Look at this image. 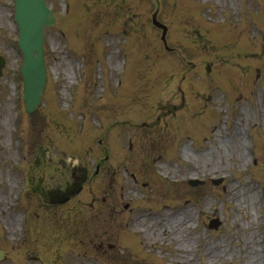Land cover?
I'll return each instance as SVG.
<instances>
[{"label":"rangeland","instance_id":"1","mask_svg":"<svg viewBox=\"0 0 264 264\" xmlns=\"http://www.w3.org/2000/svg\"><path fill=\"white\" fill-rule=\"evenodd\" d=\"M156 1L47 0L48 81L28 115L0 0V264H264V0Z\"/></svg>","mask_w":264,"mask_h":264},{"label":"water","instance_id":"2","mask_svg":"<svg viewBox=\"0 0 264 264\" xmlns=\"http://www.w3.org/2000/svg\"><path fill=\"white\" fill-rule=\"evenodd\" d=\"M18 7L29 10L34 7L40 13H45L46 8L42 0H16ZM33 10V11H34ZM21 46L26 52V63L24 75L26 80V100L28 107L35 108L44 84L43 57L39 36L30 37L28 40L22 38Z\"/></svg>","mask_w":264,"mask_h":264},{"label":"bare ground","instance_id":"3","mask_svg":"<svg viewBox=\"0 0 264 264\" xmlns=\"http://www.w3.org/2000/svg\"><path fill=\"white\" fill-rule=\"evenodd\" d=\"M188 155H189V153H187ZM185 217V213H182V214H180V218L182 219V218H184ZM141 221H143L142 219L141 220H139V221H136V223L137 224H139ZM182 226V224H181V222L179 221V222H177V223H175V222H173L172 221V227H171V230H174V228H177V227H181ZM164 231H169L170 229L169 228H167L166 227V225H162V227H161ZM258 262V261H257Z\"/></svg>","mask_w":264,"mask_h":264}]
</instances>
